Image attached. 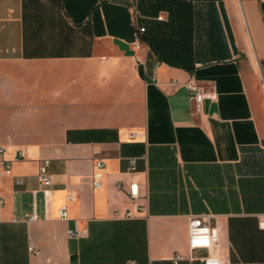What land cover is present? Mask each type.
<instances>
[{
    "label": "crops",
    "instance_id": "obj_1",
    "mask_svg": "<svg viewBox=\"0 0 264 264\" xmlns=\"http://www.w3.org/2000/svg\"><path fill=\"white\" fill-rule=\"evenodd\" d=\"M0 149V264H264V0H0Z\"/></svg>",
    "mask_w": 264,
    "mask_h": 264
},
{
    "label": "built area",
    "instance_id": "obj_2",
    "mask_svg": "<svg viewBox=\"0 0 264 264\" xmlns=\"http://www.w3.org/2000/svg\"><path fill=\"white\" fill-rule=\"evenodd\" d=\"M139 32H143L145 27H139ZM136 47L139 48L140 44H136ZM186 86L189 90V100L190 106L193 114H201L205 110V101L207 98H215L216 95L207 91L205 87L199 84L196 80H189L186 83ZM2 152V149H0ZM21 156H24V152H20ZM136 158H129V169H135ZM97 172L94 175L93 185L98 186L100 184L99 176L101 175V169L103 168V161L97 160L96 163ZM48 162L44 161L39 166L38 177L43 181L45 185H49L51 182L50 174L48 173ZM4 170L8 171L10 169V162L6 161L3 163ZM17 183H21L22 179L18 178ZM119 187H122V184H118ZM49 195V190H45V196ZM128 198L133 202L138 212H147L149 205L148 194L142 195L139 188V183L136 180H132L129 184L127 191ZM72 197V195H70ZM62 218H67V212L65 208L60 210ZM125 217L133 216V213L130 210H126ZM33 216H31L32 218ZM68 235H78L80 232L77 229H68ZM219 244V233L217 228L212 226L209 222V216L205 213L190 214L189 215V247L193 251L198 248H217ZM32 249V247H30ZM185 256L177 252L174 256V262H178L181 259H184ZM202 264H223L222 258L217 255H207L200 257ZM128 264H134L133 261L128 262Z\"/></svg>",
    "mask_w": 264,
    "mask_h": 264
},
{
    "label": "water",
    "instance_id": "obj_3",
    "mask_svg": "<svg viewBox=\"0 0 264 264\" xmlns=\"http://www.w3.org/2000/svg\"><path fill=\"white\" fill-rule=\"evenodd\" d=\"M117 44H118V46L120 47V49H122V50H124L125 51V53L126 54H134L135 53V51L133 50V49H131L130 48V45H129V43L128 42H125V41H123V40H120V39H118V38H115V40H114ZM143 65L141 64L140 66H139V72H140V75L141 76H143Z\"/></svg>",
    "mask_w": 264,
    "mask_h": 264
}]
</instances>
